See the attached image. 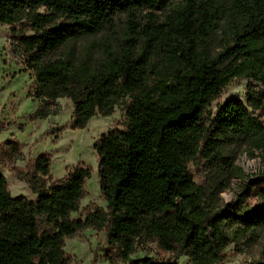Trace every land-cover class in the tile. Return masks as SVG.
<instances>
[{
  "label": "trees",
  "instance_id": "16d2710c",
  "mask_svg": "<svg viewBox=\"0 0 264 264\" xmlns=\"http://www.w3.org/2000/svg\"><path fill=\"white\" fill-rule=\"evenodd\" d=\"M122 19L114 43L95 41L117 33ZM0 25L34 77L37 118L57 115L59 98L72 103L73 130L118 104L125 112L123 127L93 144L106 211L70 217L89 167L46 185L50 159L39 155L34 201L11 197L0 174V264H69L64 240L87 228L105 229L106 244L128 264H179L129 259L146 242L191 264H220L232 241L224 226L242 236L264 228V0H0ZM244 80V99L206 115L228 85ZM231 147L258 157L262 169L215 212L190 166L208 182V196H218L242 176ZM246 196L256 204H244Z\"/></svg>",
  "mask_w": 264,
  "mask_h": 264
},
{
  "label": "rangeland",
  "instance_id": "374dc122",
  "mask_svg": "<svg viewBox=\"0 0 264 264\" xmlns=\"http://www.w3.org/2000/svg\"><path fill=\"white\" fill-rule=\"evenodd\" d=\"M122 21L117 23V33L97 35L96 42L109 39L114 43ZM26 36L31 35L27 31ZM34 77L25 70L22 59L16 49V39L8 26L0 25V174L6 181L11 197L23 196L35 200L29 181L35 175L34 164L41 154L50 159V178L62 179L74 166L89 167L90 177L85 182V191L79 201L78 211L71 214V219H84L97 210L106 211L107 205L101 194L98 180V159L93 144L99 137L110 130L121 129L124 121V106L118 104L107 117L95 116L81 130L71 129L72 103L67 98L55 101L57 115L45 119L35 116L40 102L32 97ZM247 81H234L228 85L222 95L212 102L206 115L213 114L217 108L232 97L244 99ZM236 157L235 165L242 170V176L231 178L228 186L218 195L208 196L210 186L202 178L200 170L194 171V181L206 188V203L213 211L225 208L235 202L244 183L257 176L262 169L258 157L250 158L241 148H230ZM36 177H40L36 174ZM255 196L245 197L244 204L255 205ZM228 210H231L228 208ZM230 233L232 241L223 252L220 264H257L264 263V228H258L252 234H234L235 226L223 227ZM106 231L87 228L64 240V253L69 264H128L120 259L117 248L106 244ZM151 257L157 260H174L179 264H191L184 256H177L162 251L155 242L138 243L129 259Z\"/></svg>",
  "mask_w": 264,
  "mask_h": 264
}]
</instances>
